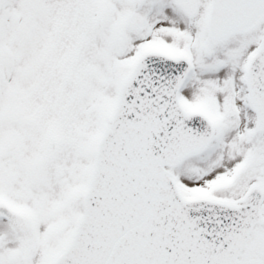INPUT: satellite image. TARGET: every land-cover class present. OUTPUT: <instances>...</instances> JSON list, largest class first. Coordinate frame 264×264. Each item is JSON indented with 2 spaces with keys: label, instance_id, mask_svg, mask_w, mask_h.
I'll list each match as a JSON object with an SVG mask.
<instances>
[{
  "label": "snow or ice",
  "instance_id": "1",
  "mask_svg": "<svg viewBox=\"0 0 264 264\" xmlns=\"http://www.w3.org/2000/svg\"><path fill=\"white\" fill-rule=\"evenodd\" d=\"M0 264H264V0H0Z\"/></svg>",
  "mask_w": 264,
  "mask_h": 264
}]
</instances>
